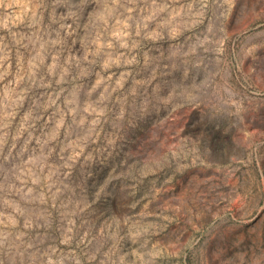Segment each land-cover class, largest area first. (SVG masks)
<instances>
[{
    "label": "rangeland",
    "instance_id": "rangeland-1",
    "mask_svg": "<svg viewBox=\"0 0 264 264\" xmlns=\"http://www.w3.org/2000/svg\"><path fill=\"white\" fill-rule=\"evenodd\" d=\"M0 264H264V0H0Z\"/></svg>",
    "mask_w": 264,
    "mask_h": 264
}]
</instances>
